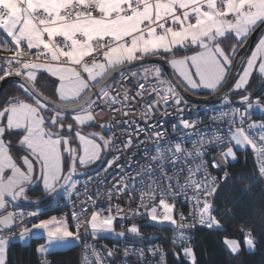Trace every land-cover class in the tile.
Wrapping results in <instances>:
<instances>
[{
  "label": "snow or ice",
  "instance_id": "6c2138e0",
  "mask_svg": "<svg viewBox=\"0 0 264 264\" xmlns=\"http://www.w3.org/2000/svg\"><path fill=\"white\" fill-rule=\"evenodd\" d=\"M257 31L261 34L250 55H241L240 49ZM0 45H4L0 51L12 53L0 58V80L18 77L21 93L0 102V264H9L10 242H23L34 230H43L47 237V243L36 249L39 264H50L51 245L67 238L85 240L84 264H113L110 258L119 249L102 251L87 238L127 233L144 240L135 223L126 231H115L117 218L123 228L125 221L137 217L150 225L173 226L178 233L173 246L181 249L174 253L179 264H199L187 233L197 227L224 231L214 202L220 178L211 175L209 168L224 170L223 179L228 181L226 168L237 159L236 149H247L264 180V121L247 122L252 109L264 113V97L253 98L248 91L254 75L264 81V0H0ZM153 57L166 61L175 81L165 78L159 65L149 63ZM129 66L137 70L129 71ZM114 73L120 86L130 85L132 91L120 94ZM42 79L48 82L38 87ZM48 89H54L55 99L44 95ZM181 89L219 93L227 110L212 107L219 112L212 119L227 127L198 130L200 120L184 118L187 101ZM237 96L239 106L232 103ZM138 98L144 99L146 120L155 108L175 107L179 126L193 130L178 141L161 144L166 133L153 124L137 125V134L148 132L156 143L155 154L137 173L139 180L122 175L123 166L118 163L123 150L134 146L130 130L128 139L121 142L123 149L114 134H103L105 129L111 132L107 125L101 124L100 131H82L96 122V109L115 111L117 105L133 100L139 104ZM177 127L172 125L173 132ZM185 141L192 147H186ZM213 149L219 154L205 159ZM113 167L120 168L115 174L120 178L105 194L109 201L114 193L134 197L139 190V199L128 202V216L119 203L95 206L87 188L99 176L89 177L82 185L86 194L80 195L78 176L84 170L103 168L112 176L108 170ZM144 176L149 183H144ZM30 186H42L50 195L62 192L69 200L75 197L74 209L76 203L80 205L78 212H72L75 231L64 218L55 216L29 228L24 223L26 214L15 208L20 201H29ZM180 196L190 207L187 214L179 207ZM27 215L38 216L39 210ZM237 230L242 240L229 235L222 239L233 257L240 254L241 244L254 251L258 243L243 223ZM166 255L157 245L129 246L123 249L121 264H129V257L135 258L133 264H166ZM157 256L159 262L154 259Z\"/></svg>",
  "mask_w": 264,
  "mask_h": 264
},
{
  "label": "built area",
  "instance_id": "2783aa9c",
  "mask_svg": "<svg viewBox=\"0 0 264 264\" xmlns=\"http://www.w3.org/2000/svg\"><path fill=\"white\" fill-rule=\"evenodd\" d=\"M3 47H4V45H0V49H3ZM10 55H12V53L7 52V51H0V58L10 56ZM136 70L137 69L129 70V71H136ZM119 80L116 83V88L118 89L120 94H123L125 91H132L130 85H128L127 87L120 86ZM123 83L125 85H127V81H124ZM138 99H140V98H138ZM144 99H147V97H145ZM144 99H140L139 104L137 103L136 100H133V101H131L130 104H127V105H117L116 106L117 110H115V111H113V109H111V108H104V111H100L99 109L95 110L96 111V122L95 123L97 125L103 124V125L109 126L111 128V135L114 134L116 142L121 144L122 149H123V144L121 142L126 141L128 139L129 130L131 131V133H132L131 139H132V143L134 146L129 148V149L123 150V154L121 156V159L118 161V163L123 166V173H121L122 175L130 174L132 177H136L137 180H139L137 173L141 171L142 166H144L150 160L151 156L155 154V147H153V145H151V143L149 142V141L154 142V140L151 138H150L151 140L147 139L148 132H140L137 134V132H136L137 125H139V127H145L146 124H153L157 128V130H159L163 133H166V136L162 137L160 140V143H162V144L168 143L169 141H178L181 139V137H183L185 135V132L193 131V130H184L182 127L179 126V127H177V130L175 132H173V129H172L173 120L171 119L175 115V113H173V110H172L173 107L167 108V109L163 106L155 108L154 111L152 112V114L161 115L160 118L155 120L152 118V116H150L146 120L145 115H144L146 109L143 107ZM232 103H233V105H236L233 101H232ZM161 104H162V102H161ZM212 107L227 110V105H224L222 100H221L217 104H214L211 106H206V108L204 110V112L206 114L205 117H197L195 115L194 111L197 108L196 106L194 107L193 111L187 110L184 107V114L183 115H184L185 119H190V120L198 119L202 123L207 122L208 125H213L215 128L222 130L223 128L227 127L226 124H220L219 122L211 123V122L207 121V117H209L210 112H213L211 110ZM125 113H127V114L125 115ZM214 114H215V116L219 115V112H214ZM209 118H211V117H209ZM124 121H127L128 123H123ZM253 121H256V122L264 121V114L259 115L256 118H254L253 116L250 115V119L247 122L251 123ZM201 124L198 125V130H202ZM141 141H143V143H141ZM185 146L188 148H191L192 144L190 141H185ZM146 149L148 150L147 155H145ZM218 154H219L218 149L210 150V155L206 156L205 159L211 160L212 156H216ZM110 158H111V155H109L107 157V159H110ZM228 167L226 169H228ZM210 169L212 171V174H215L213 172L214 170H218V169H214V168H210ZM257 170H258V168H257ZM219 171H220V173H222L224 170H219ZM108 172L112 173V176H109L108 173H106L103 170V168H100L92 174H87L84 177H80L79 180L81 183H80V185H78V187L80 188V195L83 196L86 194L82 185L85 182H89V177L94 178L96 176H99L98 180L92 179L89 182V187L87 188V193H90L92 195V198L95 202V206H97V207L103 206L106 208L109 203H112L113 205L116 203H119L121 205V207H123V209H124V215L128 216L129 215V210H128V206H127L128 202L130 201V199H133V198L136 200L139 199V190H137L134 193V197L130 196L127 193H120L118 195L114 193V199L112 201H109L106 198L105 194L109 191L110 188H112V185L116 182V180L120 178L119 176H115L116 173L120 172V168L113 167L112 169H109ZM220 173L215 174V176L219 177L220 182H221L222 179H221ZM169 174H171V172H169ZM113 176H115V179H113ZM181 179H183V178H181ZM144 183L145 184L149 183V178L147 176H144ZM220 186H221V183H220L219 187ZM60 194H61L60 197L58 196L56 199H54V200H52V201H50L44 205L33 207V208L22 206V205H17L15 210L16 211L24 210L26 213L35 211L37 209L39 210L38 216L29 217L26 214V217H24V223L27 226H30L35 221H38L45 214H49V215L57 216L58 218H64L67 223H69V224H71V226H73L72 228L75 231L72 212L74 210L78 212L80 205H79V203H76L75 209H74L73 200L75 199V197H73V200H69L64 193L61 192ZM178 204H179L180 209L182 211H184L185 214H187V212L190 210V207L188 205H186L185 203H183V197L182 196L178 197ZM131 207H135V203H132ZM9 210H13L11 206L9 207ZM138 219L146 220L145 218L137 217L136 219L131 220L130 222L133 223L134 221H137ZM131 223H128V221H125L124 226L122 228L121 222H120L119 218H117V221L115 223V229L117 231L125 230ZM18 231H19V229L17 227V233H18ZM80 231L83 233L84 229L81 228ZM195 231H196V229L193 228L189 233H187L191 237V242L193 243V246L195 245V243H194V241H195L194 232ZM111 239H113L112 240L113 242H110ZM158 241L159 240H151V239L148 241L145 240L146 243L140 245V243H139L140 239L137 238V239H130L129 240L126 238V236L121 237V238H118V237L105 238V237H102L99 235L97 239H93L91 236H89L87 238V242L89 244H95L96 247L101 249L102 251L105 249H113V250L119 249V251L116 252V256L113 258H110L112 260L113 264H121L122 260L124 259L123 249L125 247L135 246L137 248H139V247L148 248L152 245H157V246H160L162 248L163 245ZM172 241H173V239H172ZM84 243H85V240L81 239L80 244H79V246H80L79 254L83 258V260H84V248H83ZM128 259H129V264H133V261L135 258L129 257ZM154 259L157 262H159L158 256L155 257Z\"/></svg>",
  "mask_w": 264,
  "mask_h": 264
},
{
  "label": "trees",
  "instance_id": "16d2710c",
  "mask_svg": "<svg viewBox=\"0 0 264 264\" xmlns=\"http://www.w3.org/2000/svg\"><path fill=\"white\" fill-rule=\"evenodd\" d=\"M45 76L47 77V75ZM47 82V79L40 80L38 87L47 84ZM255 87L256 82L253 81L248 91H253L256 89ZM48 90L54 91V89ZM263 90L264 86L257 90L254 96H258ZM18 96H21L18 85L9 84L2 92L0 102ZM19 154L22 155V151ZM14 155L17 153L14 152ZM228 173L231 179L228 181L223 179L214 201L219 209L216 214L222 217L224 231L217 232L207 229L195 231L197 245L194 250L197 259L199 264H264V180L259 178L255 170L251 152L240 151L237 161L231 164ZM28 191L39 198L46 195L40 186L28 189ZM48 199L49 196L41 199L40 203ZM137 223L141 226L143 233L141 236L146 240H149L147 235L155 229L153 232L156 235L153 239L163 241L168 250V264H179L174 253L181 251L174 248L167 234L172 227L158 228L143 224L142 221ZM240 223L253 231L258 243L253 252H247L243 247L240 254L233 257L225 250L222 239L225 235H229L231 238L242 240V235L237 230ZM43 242L44 238H35L27 245L16 241L11 242L7 253L9 264H39L36 249ZM47 259L50 264H79L78 248L73 247L65 251L52 252L48 254Z\"/></svg>",
  "mask_w": 264,
  "mask_h": 264
},
{
  "label": "bare ground",
  "instance_id": "6f19581e",
  "mask_svg": "<svg viewBox=\"0 0 264 264\" xmlns=\"http://www.w3.org/2000/svg\"><path fill=\"white\" fill-rule=\"evenodd\" d=\"M153 58H155V57H153ZM167 64V63H166ZM168 65V64H167ZM169 66V65H168ZM168 69H164V76H165V78H168V79H171L172 80V78H175V76L173 75V73L170 75V72H168L167 71ZM12 77H15L14 75H11ZM10 76V77H11ZM116 79H117V81L120 79L119 78V75H116ZM109 83H113L112 81H109ZM16 85H18L17 83H16ZM6 89V88H5ZM4 89V90H5ZM3 90V91H4ZM183 90V89H182ZM51 92L52 91H49V90H47V91H45L44 92V95H46V96H49L51 99H55V97H52L51 96ZM189 93V96L190 97H192L193 96V98L192 99H187V98H185L186 99V101H187V103L185 104V105H183L187 110H190V111H193V109H194V107L196 106L197 108H196V110L194 111V113H195V115L197 116V117H205V112H204V110H205V108H206V106H211V105H214V104H217L219 101H216V102H208V101H206L207 99H210L211 98V96L213 95V94H210V93H208V92H200V93H198V94H193V93H191V92H188ZM238 97V96H237ZM264 97V96H263ZM197 99L198 101H196L195 99ZM239 98V97H238ZM238 99H236V98H234L233 99V102L236 104V101H237ZM221 101V100H220ZM237 106H239V105H237ZM172 110H173V113H175V115H174V117H172L171 119L173 120V124H176V125H178V127H179V114L177 113V110H176V108L175 107H173L172 108ZM152 116V118L153 119H155V120H157V119H159L160 118V116L161 115H157V114H152L151 115ZM215 116V114H214V112H210V115H209V117H211V118H209V117H207V121H209V122H211V123H213L214 121H213V117ZM86 127V126H85ZM84 127V128H85ZM92 127H93V125H92ZM88 128V127H87ZM201 129L202 130H207V129H213V130H215V129H217V128H215L213 125H208V123L207 122H205V123H202L201 124ZM106 133H107V135H111V132H109L108 130H106ZM151 138V136L149 135V133L147 134V139H149V140H151L150 139ZM150 143H151V145H153V147H156V143H155V141L154 142H152V141H149ZM162 144V143H161ZM251 152V151H250ZM238 153L239 152H236V155H238ZM252 155H253V153H251ZM209 171L211 172V175H213V176H215V174H212V171H211V169L209 168ZM87 174H83V175H81V177H84V176H86ZM221 179H223V177H221ZM219 189H220V187L218 188V190H217V193H218V191H219ZM60 195L61 194H58V196L60 197ZM217 195V194H216ZM17 205H20L19 203L17 204ZM23 206H26V204L24 203L23 204ZM25 214H27L24 210H22ZM50 215L49 214H45L44 216H42L41 217V219H39V220H43L45 217H49ZM25 217H26V215H25ZM57 217V216H56ZM58 218V217H57ZM59 219V218H58ZM38 220V221H39ZM147 220V219H146ZM38 221H35V222H38ZM34 222V223H35ZM142 222H143V224L145 223V220H142ZM147 225H150V224H147ZM143 226H146V225H143ZM29 228L31 227V225L30 226H28ZM127 229V228H126ZM126 229L124 230V231H126ZM153 231H155V229H153L152 231H151V233L149 234V235H147L148 237H151V236H153V235H155L156 233L155 232H153ZM168 234V236H169V238L171 239V243H172V239L175 237V236H177L178 235V233L174 230V228H171L170 229V231L167 233ZM17 235H18V233H17ZM126 235H129V236H132L131 234H127L126 233ZM101 236V235H100ZM194 238H195V241H194V243H195V245H194V247L197 245V237H196V234H195V232H194ZM135 239V238H134ZM113 239H111L110 240V242H113L112 241ZM146 240V239H145ZM145 240H140V245H142V244H145L146 242H145ZM148 241V240H147ZM142 242V243H141ZM158 242H160L162 245H163V247H162V249L167 253V255H166V257H165V259H166V264H168V250H167V248H166V246H164V244H163V241H158ZM172 245H173V243H172ZM74 247H77L78 248V250L80 249V246L79 245H77V246H74ZM243 247H244V245H243ZM70 248H73V247H70ZM69 248V249H70ZM174 248H176V249H178V250H180L181 251V249L179 248V247H174ZM245 248V247H244ZM246 251H247V249H245ZM65 251V250H64ZM241 252V251H240ZM247 252H253V251H247ZM118 258V257H117Z\"/></svg>",
  "mask_w": 264,
  "mask_h": 264
},
{
  "label": "rangeland",
  "instance_id": "374dc122",
  "mask_svg": "<svg viewBox=\"0 0 264 264\" xmlns=\"http://www.w3.org/2000/svg\"><path fill=\"white\" fill-rule=\"evenodd\" d=\"M250 55V54H249ZM151 64H157V65H159L162 69H163V71H164V68H163V66L162 65H160V64H158V63H151ZM169 68H170V70H171V72H172V69H171V67L169 66ZM135 69H137L136 67H133V68H130L129 70H135ZM118 75V74H117ZM12 77V76H11ZM7 78H10V76H8V77H6V78H4V79H7ZM3 79V80H4ZM3 80H0V83L3 81ZM253 81H255L256 82V89H254L253 91H249V92H251L252 93V95H253V98H255L254 97V94H255V92L257 91V90H259V89H261L263 86H264V81H262L259 77H258V75H254V78L253 79H251L250 80V85H251V83L253 82ZM263 95H264V90L261 92V94H259L258 96H261V97H263ZM237 99V98H236ZM254 109H256V108H254ZM259 110V109H258ZM260 111V110H259ZM259 111H256V110H251V116H253L254 118H256L257 116H259V115H263L264 113H262L261 111L259 112ZM101 129H100V125H97V124H93V127L91 126V127H88L87 128V126L84 128H82V131H84V132H92V131H100ZM106 130L107 129H105L104 130V132H103V134L105 135V136H108L107 135V133H106ZM239 150H242V149H236V152H240ZM238 155H236V157H237ZM251 156H252V159H253V163H254V167H255V170H256V172L258 173V170H257V165H256V161H255V156H254V154L252 155L251 154ZM237 161V159L235 160V161H230V165H229V167H228V169L230 168V166H231V164L232 163H235ZM93 168H95L96 166L95 165H93L92 166ZM228 169H226L227 171H228ZM78 171H80L79 169H78ZM88 171H91V169H88V170H84V173H87ZM215 174H219L220 173V171L219 170H214L213 171ZM220 175H221V177H223V172L222 173H220ZM222 181H223V179L221 180V182L220 183H222ZM216 204V203H215ZM54 215H50L49 217H53ZM56 217V216H55ZM143 219H138L137 221H134L135 222V224H137L139 227H140V232H141V235H143V233H142V230H141V226L137 223V222H139V221H142ZM128 223H131L130 221H128ZM69 224V223H68ZM144 224H149V221L148 220H145V223ZM70 226H71V224H69ZM151 225H153V226H156V227H158V228H162V227H173V226H170V225H164V226H160V225H155V224H151ZM71 227H73V226H71ZM196 230H198V229H203V228H195ZM116 232H119V231H116ZM99 235H101L102 237H105V238H114L115 236L114 235H112V234H104V233H101V234H99ZM156 235V234H155ZM155 235H153V236H151L152 238L153 237H155ZM118 238H121V237H118ZM126 238L127 239H137V238H139V237H133V236H129V235H126ZM11 244V243H10ZM80 244V241H78V245ZM67 244L63 241L62 243H61V241H58V242H56V243H54L53 245H51V248H50V250H52V248L54 249V248H56V249H63L65 246H66ZM242 249H243V245L241 244V251H242ZM246 249V248H245ZM68 250V249H67ZM247 251H249V250H247ZM80 251L78 250V253H79ZM84 262V260H83V258L81 257V255L79 254V264H84L83 263Z\"/></svg>",
  "mask_w": 264,
  "mask_h": 264
},
{
  "label": "water",
  "instance_id": "95a60500",
  "mask_svg": "<svg viewBox=\"0 0 264 264\" xmlns=\"http://www.w3.org/2000/svg\"><path fill=\"white\" fill-rule=\"evenodd\" d=\"M260 32L257 31L255 33L252 34V36L249 38V41L248 43L242 48L240 49V54L243 55V54H250L251 53V50L254 48L256 42L259 40V37H260ZM149 63H158L160 65L163 66L164 69H168L167 71L170 72V75L172 74L169 66L166 64V61L164 60H161L159 58H150L149 60ZM237 64H239V57L237 58ZM130 68H133V66H129V69ZM114 75H117L116 73H114ZM173 81H175V78H172ZM19 82V78L18 77H10V78H7V79H4L1 83H0V96L3 92V90L9 85V84H18ZM182 94L184 95L185 98L187 99H192V97L189 96V93L188 92H184L182 89ZM195 99V98H194ZM196 101H198L197 99H195ZM221 98H220V94L217 93V94H213L211 96L210 99H207L206 101L208 102H216V101H220Z\"/></svg>",
  "mask_w": 264,
  "mask_h": 264
},
{
  "label": "crops",
  "instance_id": "0c3cea01",
  "mask_svg": "<svg viewBox=\"0 0 264 264\" xmlns=\"http://www.w3.org/2000/svg\"><path fill=\"white\" fill-rule=\"evenodd\" d=\"M47 75V74H45ZM237 99H239L238 97H235ZM252 110H256V111H259L258 109H252ZM260 112V111H259ZM239 151H250V150H239ZM14 155V153H13ZM89 172V171H88ZM86 174V173H84ZM83 175V174H82ZM81 176V175H79ZM78 176V178H79ZM33 188L32 186L29 187V189ZM41 190H42V186H40ZM43 191V190H42ZM44 192V191H43ZM59 194V192L55 193V194H47L44 195L43 197H35L32 195V193H30L29 191H27V196L29 198V201H32V203H29V201H22L24 202L25 204L29 205V206H33V205H37L40 203V200L44 199L45 197L49 196L50 199H53L55 197H57V195ZM51 217H45L43 220L45 219H50ZM70 226V225H69ZM31 228V227H30ZM70 230L74 231L73 228L70 226ZM35 238H44V242L42 244H46L47 243V237H46V233L43 231V230H34L31 235L28 237V239H26L25 241L21 242L19 240H13L12 242L16 241V242H20L21 244L23 245H27L31 242V240L35 239ZM67 245L63 248V249H56V248H52V250H50L49 254L52 253V252H55V251H64V250H67L69 249L70 247H74V246H77L78 245V241H74L73 239L71 238H67L65 240H63ZM61 241V243L63 242ZM11 243V242H10ZM41 244V245H42ZM10 245V244H9Z\"/></svg>",
  "mask_w": 264,
  "mask_h": 264
}]
</instances>
